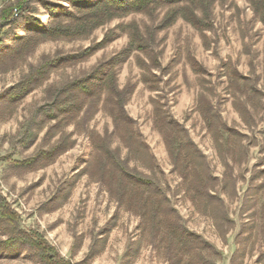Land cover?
Masks as SVG:
<instances>
[{
	"label": "rangeland",
	"instance_id": "obj_1",
	"mask_svg": "<svg viewBox=\"0 0 264 264\" xmlns=\"http://www.w3.org/2000/svg\"><path fill=\"white\" fill-rule=\"evenodd\" d=\"M9 3L0 0V9ZM26 15L49 21L37 0ZM161 16L151 22L130 15L73 41L36 43L31 22L20 15L1 32L0 197L17 217L15 225L0 217V264H40L29 242L10 249L1 244L21 231L38 232L71 264H174L151 228L149 195L122 181L125 169L160 186L180 218L177 225L204 242L202 264H264V26L249 3L215 0L213 27L203 33L181 19L158 32L159 69L152 72L157 92L142 83L137 66L138 58L150 61L132 54L117 74L119 89L133 86L127 122L116 125L105 112L87 107L78 115L60 112L82 99L68 84L126 46L123 26L153 27ZM106 37L110 42L90 57L67 59ZM56 58L33 75L28 93L11 97L16 84ZM200 98L212 129L226 128L221 149L204 122ZM156 107L176 122L183 145L177 159L192 165L184 176L209 209L188 198L184 165L174 167L155 126ZM191 255L178 264H199Z\"/></svg>",
	"mask_w": 264,
	"mask_h": 264
},
{
	"label": "trees",
	"instance_id": "obj_2",
	"mask_svg": "<svg viewBox=\"0 0 264 264\" xmlns=\"http://www.w3.org/2000/svg\"><path fill=\"white\" fill-rule=\"evenodd\" d=\"M37 1L42 3L44 10L47 12L49 21L46 24H42L32 18V16L26 15L32 0H11V3L0 9V34L4 28L9 27L12 23L14 24L20 15V17L24 16L26 21L31 22L33 27L31 31L35 35L34 40L36 43L57 40L73 41L87 39L95 30L114 20L123 19L130 15H143L148 17L151 22H154L159 13L162 12L161 18L153 27L140 29L135 23L123 26L128 39L126 46L110 59L98 64L86 76L68 84L67 89H73V91L82 96V99L79 102L70 104L69 107L65 108L66 110L61 108V113L68 112L69 114L78 115L84 107H87L93 109V113L98 110L105 112L113 119L115 124L116 122H127L129 120L124 109L133 93V86H125L119 89L117 74L120 67L132 54L139 53L144 55L150 61V64H147L143 59H137V66L142 71V83L148 87L149 91L157 92L159 82L157 76L152 73L153 70L159 69L158 56L154 51L155 35L171 27L179 19L189 24L199 33L211 30L213 27L211 20L212 6L215 2V0H52L55 3L46 0V2L44 0ZM244 1L249 3L254 15L264 26V0ZM14 9H17L18 12L16 18H13ZM16 37L14 35V39ZM21 39L19 38V41ZM109 42L110 40L106 37L98 43H93L89 47L69 55L67 59L71 61L84 60L103 49ZM0 43H2L1 39ZM59 59L46 61L38 69L34 70V73L29 75L26 80L16 84L14 87L18 90L17 92H11V97L18 98L28 93V85L33 81V75L40 73L53 62L58 63ZM12 90L13 88L6 90V92ZM87 108L85 113L88 111ZM154 112L155 120L158 121L155 126L158 127L162 134L174 167L184 165L177 159V152L182 150L183 145L180 132L178 133L175 130L176 122L169 116L163 115L157 107ZM200 112L204 122L207 124L208 131L217 143L216 149H221L226 143L224 139L226 131L224 129L226 128L216 129L215 126V129H212V116H210L209 107L203 102H200ZM240 148L242 149V147ZM60 149L61 147L51 148L52 151ZM30 160H25L24 163ZM114 160L116 164V157H112V163H114ZM191 166L190 164L184 165L181 170L183 184L184 186L187 184L186 194L192 204L196 205V203H199L202 205L201 208L207 210L209 208L204 204V199L192 193V185L187 183L188 178L184 176L189 174ZM262 173H264V170ZM122 181L131 183L149 195V206L146 203V206H148L147 214L150 220L155 223L154 226L151 225V228L155 231V235H160L158 247L163 250L164 254L174 256V264L180 263L183 257L191 254V256H198L200 258L198 263L202 264L204 261L203 256H205L203 254L205 250L204 242L196 235L185 230L181 225H177L180 222V218L175 209L167 205L166 199L161 196L160 186L151 179L142 178L134 172L126 171V169L123 172ZM260 188L263 189L262 187ZM212 189L210 187L208 191H212ZM208 196L212 197L211 194ZM206 203L208 202L206 201ZM0 217L10 225H15L16 223L17 214L10 208L6 200L1 197ZM168 218L173 220L169 221ZM19 234L22 235L9 238L1 244L10 249L18 247L20 241H27L40 253V264H71L69 260L61 257L56 249L38 232L29 235L21 231Z\"/></svg>",
	"mask_w": 264,
	"mask_h": 264
},
{
	"label": "built area",
	"instance_id": "obj_3",
	"mask_svg": "<svg viewBox=\"0 0 264 264\" xmlns=\"http://www.w3.org/2000/svg\"><path fill=\"white\" fill-rule=\"evenodd\" d=\"M17 16H18L17 9H14V10H13V18H16Z\"/></svg>",
	"mask_w": 264,
	"mask_h": 264
}]
</instances>
